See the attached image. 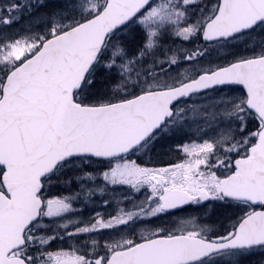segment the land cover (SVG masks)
Instances as JSON below:
<instances>
[{"label":"snow or ice","instance_id":"1","mask_svg":"<svg viewBox=\"0 0 264 264\" xmlns=\"http://www.w3.org/2000/svg\"><path fill=\"white\" fill-rule=\"evenodd\" d=\"M197 4L190 20L188 6ZM67 8L71 19L54 10L51 26L38 31L32 25L46 14L31 17L30 0L0 5V27L30 17L26 30L0 32V264H203L264 252V50L201 65L191 62L209 45L161 44L165 31L179 41L200 33L222 42L264 27V0H75ZM229 84L241 85V95L221 94L214 102L225 107L202 115L235 118L238 128L176 144L168 163L130 158L166 119L204 107L185 98ZM77 157L104 165L80 174L103 185L53 191L69 183L54 174ZM117 186L145 195L125 207L129 197L114 194ZM95 193H108L100 204L114 210L57 219L82 211L75 202L91 203ZM208 201L245 207L220 229L206 222L211 205L191 208ZM185 206L174 225L115 231ZM57 240L68 246L53 247Z\"/></svg>","mask_w":264,"mask_h":264},{"label":"rangeland","instance_id":"2","mask_svg":"<svg viewBox=\"0 0 264 264\" xmlns=\"http://www.w3.org/2000/svg\"><path fill=\"white\" fill-rule=\"evenodd\" d=\"M36 0H30V3L35 2ZM58 1L59 4L67 6L69 3H75V0H55ZM10 0H0V5H4L9 3ZM17 3L20 2V0H16ZM95 2L97 4L102 3L103 0H95ZM45 8V7H44ZM189 8V19L190 20H194L197 15H199V8L200 5H191L188 6ZM42 11V10H40ZM45 11V10H44ZM7 14V13H5ZM38 16L36 14V12H32L31 13V17H35ZM26 19H30V17L27 16H22L21 17V21L19 23H14L10 26H4V27H0V32H7L10 35L15 33V29L19 28L20 31H24L26 30L22 25L24 23V21ZM47 21V17L44 15L41 18V21L39 24H34L32 25L31 30H46V28H48V25L46 24ZM42 22V23H41ZM51 26V25H50ZM165 35L167 37H165L166 42L162 43V45H168L169 40L170 43L171 42H178V38L173 37L170 34V31H165L164 32ZM198 34V33H197ZM195 37H191L185 44L188 45L191 42V45L193 44H197L198 40L202 41L201 37L199 36ZM200 38V39H199ZM197 41V42H194ZM203 43V42H202ZM216 51L213 53V59L221 56V51L222 49L220 47H215ZM212 49L209 48L204 54H205V60L208 59H212L211 54L208 56L207 52L211 51ZM224 50V49H223ZM204 61V60H203ZM202 61V62H203ZM208 64H212L210 61ZM241 90H232V89H219L216 90L215 93H212L210 97H208L207 99H205V96H201V97H196L194 98L190 103L187 104H194V105H205L207 104V108L204 106L203 108H201L199 111H196L195 113H193L191 110H189L187 113H182L181 115L184 117L182 120H171V122L168 124V126L165 128V130L162 131V134L159 136H162L164 138L163 142H151L149 143L147 146H145L141 151H138L137 153L134 154V156L130 157L133 159H137L139 162L142 163H151V164H156L155 159L159 157L160 154L162 155H168L171 154L172 157L174 156H178L179 153L178 151L174 150V146L176 144H182L184 142H187L191 139H198V140H203V139H212L218 132V130L220 129H228V128H232V127H239L240 121L235 119V118H226L223 116H217L216 120L212 121L208 118H206L205 116L202 115V113H206L209 112L213 109H215L217 112H219V110L223 107H225V105L219 104V103H215V97L216 96H220L221 94L227 95L228 93H230L232 96H239L241 95ZM214 96V97H213ZM206 101L208 103H206ZM210 108V109H209ZM249 119H252L251 117H249ZM174 130V132L178 133L175 137L167 139L163 134L165 135H171V134H167L168 132H170L171 130ZM185 130H188L187 132ZM190 133V135H189ZM197 133H199V135H197ZM189 135V136H188ZM153 148L155 151H153ZM157 156H156V153ZM153 153H155L153 156ZM155 158V159H154ZM173 159V158H172ZM166 161V160H163ZM170 162L169 160H167L168 163ZM104 165L102 166V168L100 167V169H97L96 171H102L103 170ZM95 171V172H96ZM87 178H90L89 181V186H82V189L84 191H87L88 188H94V187H99L103 185V180L101 177L98 176H88ZM116 195H127V196H132V195H145V190H141L139 193H135L132 192L131 190H129L128 188H126L125 186H117L115 188V193ZM108 193L105 194H100V193H95L94 196H108ZM141 200V199H140ZM234 258H236V256H234ZM224 259L225 256H224ZM244 264H252V262L247 261Z\"/></svg>","mask_w":264,"mask_h":264},{"label":"trees","instance_id":"3","mask_svg":"<svg viewBox=\"0 0 264 264\" xmlns=\"http://www.w3.org/2000/svg\"><path fill=\"white\" fill-rule=\"evenodd\" d=\"M31 4L34 9L33 12L40 11L39 9L45 10V11H42V14H46V17H47L46 23L48 22L50 23L52 21L51 13L54 10H60L61 12L67 11L68 14L66 16H61L62 20L71 19L72 16L75 14L74 10L67 8V6L59 4V2L55 0H44V4H39V0H36L35 2H32ZM41 31H44V30H41ZM165 37L167 36L163 34L161 37V44L166 42ZM194 42H197V41H194ZM198 43H202V42L198 40ZM183 44L187 47L193 46V44L191 45V42L188 45H186L185 43ZM221 45L224 47L225 52L223 53L222 56H219L215 58L214 60H211L212 64L218 61H219L218 63H221V64L226 63L229 60L234 59L236 57L247 56L255 52L264 50V27H257L254 30L250 31L248 34L240 37V39L224 42ZM168 46L169 47L174 46L173 42L170 43V40H169ZM208 48H212V47L208 46ZM212 52L213 50L207 52V55L209 56L210 54H212ZM128 55H135V49H130L128 52ZM205 57H206L205 54H203L202 56L197 57L196 60L192 61L191 63L196 64L197 62H200V61L202 62L204 60L201 63V65L208 64L209 60L208 59L205 60ZM184 63H188V62L185 61ZM158 142H163V141H158ZM101 166L102 165L97 164L93 161L84 163L82 159L72 160L66 163L61 168V174H62V178L65 180H68L70 183H68L67 186H63L62 191H69L73 187L74 181H71V179L73 178L76 179L78 175L79 177H82L83 175H80L81 173L90 172L91 170L97 167H101Z\"/></svg>","mask_w":264,"mask_h":264},{"label":"flooded vegetation","instance_id":"4","mask_svg":"<svg viewBox=\"0 0 264 264\" xmlns=\"http://www.w3.org/2000/svg\"><path fill=\"white\" fill-rule=\"evenodd\" d=\"M124 197V196H123ZM124 206H126V202H123ZM211 205V211L209 212L208 216L206 217V222L208 223H212V224H218L220 229H223L224 226L227 224V220L229 218V216H236L239 215V211L238 209L241 207H245L242 205H232V204H224L223 202L220 201H208L205 202L204 204H197V205H192L191 208L203 213V212H207L208 211V206ZM115 203H112L109 205V207L107 209H104L102 207V205L100 204V202H94L92 209L88 210V209H84L83 211H77L74 212V218L78 217V214H83V216L81 217L82 219H87L88 216H90L94 211H98V210H102L105 212H110L113 211L115 208ZM83 208H85L83 206ZM188 206H185L184 209H175L172 210L171 212L162 214V215H158V216H154L151 218H147V219H139V220H135L131 225L128 226H122V228L120 229H116V232H119L121 230H123L124 227H135V226H142L144 224H150L152 226H171L174 225V221L172 219L173 216H177V215H182L186 210H187ZM57 219H64L63 217L57 218ZM47 222V221H46ZM129 232L130 229L128 228ZM215 234V233H213ZM83 237H78L77 241H79L80 239H82ZM52 246H64L67 247V244H63L62 241L57 240L55 242L52 243ZM51 251H56L58 250L57 248H53L50 249ZM234 256H236V258H234ZM217 257V256H215ZM215 257L212 258H208L205 261H203L204 264L208 263L209 261H211L212 259H214ZM226 259H224V255L218 256V258L216 259V264H244L247 261L252 262V264H260L261 261H264V252L262 251H250V252H246V253H232L231 255L225 256Z\"/></svg>","mask_w":264,"mask_h":264},{"label":"water","instance_id":"5","mask_svg":"<svg viewBox=\"0 0 264 264\" xmlns=\"http://www.w3.org/2000/svg\"><path fill=\"white\" fill-rule=\"evenodd\" d=\"M251 28H252V27H251ZM249 29H250V28H249ZM249 29H247V30H249ZM247 30H241V31H238V32H236V33H234V34H231L228 38H231V37H233V36H235V35H238V34H240V33H242V32H245V31H247ZM226 39H227V38H226ZM211 42H213V41H211ZM236 85H239V84H236ZM239 86L242 87L241 85H239ZM166 121H167V119H166L164 122H162V124H161L158 128H156V129L154 130V132H156V131H157V130H158L163 124H165ZM154 132H153V133H154ZM153 133H152V134H153ZM152 134H151V135H152ZM151 135H150V136H151ZM150 136H149V137H150ZM149 137H148V138H149ZM148 138H146V140H147ZM146 140H145V141H146ZM145 141H144V142H145ZM65 161H67V160H65ZM65 161H64V162H65Z\"/></svg>","mask_w":264,"mask_h":264}]
</instances>
